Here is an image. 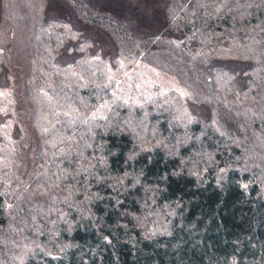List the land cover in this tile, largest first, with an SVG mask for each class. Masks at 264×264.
I'll use <instances>...</instances> for the list:
<instances>
[{"label":"trees","instance_id":"obj_1","mask_svg":"<svg viewBox=\"0 0 264 264\" xmlns=\"http://www.w3.org/2000/svg\"><path fill=\"white\" fill-rule=\"evenodd\" d=\"M152 1L0 0V264H264V0Z\"/></svg>","mask_w":264,"mask_h":264},{"label":"rangeland","instance_id":"obj_2","mask_svg":"<svg viewBox=\"0 0 264 264\" xmlns=\"http://www.w3.org/2000/svg\"><path fill=\"white\" fill-rule=\"evenodd\" d=\"M149 6H150V8H153V10L156 9V7H155V5H154L152 0H142V2H140L139 7L137 8V10H141V15L142 16H140L141 18H139V22L140 23L138 25L144 26V27H151V26L154 27V25H158L160 23V19H159L158 13L155 12L156 16H155L154 19H151L149 17V15L147 13V8ZM146 20H149V21H146ZM156 75H159V74H156ZM156 81L162 83V85L164 87H166V88L170 87V86L172 87L171 83L169 81L165 80L163 77L158 76L156 78Z\"/></svg>","mask_w":264,"mask_h":264}]
</instances>
